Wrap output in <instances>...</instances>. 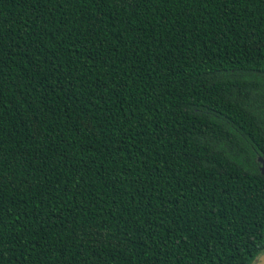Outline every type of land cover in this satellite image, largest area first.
Returning <instances> with one entry per match:
<instances>
[{"label":"trees","instance_id":"trees-1","mask_svg":"<svg viewBox=\"0 0 264 264\" xmlns=\"http://www.w3.org/2000/svg\"><path fill=\"white\" fill-rule=\"evenodd\" d=\"M264 0H0V264H255Z\"/></svg>","mask_w":264,"mask_h":264},{"label":"water","instance_id":"water-1","mask_svg":"<svg viewBox=\"0 0 264 264\" xmlns=\"http://www.w3.org/2000/svg\"><path fill=\"white\" fill-rule=\"evenodd\" d=\"M258 166V171L260 175L264 178V157L258 156L256 158ZM255 264H264V254L261 256V258L255 263Z\"/></svg>","mask_w":264,"mask_h":264}]
</instances>
